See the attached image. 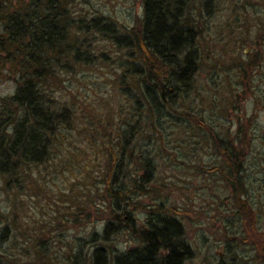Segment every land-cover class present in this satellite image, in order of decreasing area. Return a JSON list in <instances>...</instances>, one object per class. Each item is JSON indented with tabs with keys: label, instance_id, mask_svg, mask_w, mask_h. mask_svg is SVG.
Returning a JSON list of instances; mask_svg holds the SVG:
<instances>
[{
	"label": "trees",
	"instance_id": "trees-1",
	"mask_svg": "<svg viewBox=\"0 0 264 264\" xmlns=\"http://www.w3.org/2000/svg\"><path fill=\"white\" fill-rule=\"evenodd\" d=\"M78 1L0 0V69L15 82L0 97V264H184L193 250L181 211L152 184L160 161L185 163L179 148L193 132L215 156L217 197L239 220L224 227L227 248L215 264H264V201L253 200L247 173L251 155L264 164V139L249 134L262 102L264 0H139L130 26L96 9L76 12ZM209 59V80L221 83L200 88ZM104 68V94L91 78L71 86L67 72ZM49 201L56 215L28 227ZM93 209L100 229L65 243L64 262L56 260L45 236L89 222ZM122 233L135 245L119 247Z\"/></svg>",
	"mask_w": 264,
	"mask_h": 264
},
{
	"label": "rangeland",
	"instance_id": "rangeland-1",
	"mask_svg": "<svg viewBox=\"0 0 264 264\" xmlns=\"http://www.w3.org/2000/svg\"><path fill=\"white\" fill-rule=\"evenodd\" d=\"M74 7L73 10L81 14H87L84 10L92 11L94 9L105 12L110 15L113 20H117L118 24L124 26L127 24L130 26L133 20L135 21L141 14V3L139 0H86L85 2L79 0L75 3ZM242 48L245 49V52L251 49L248 50L245 45ZM213 53L214 55L221 54L219 50H215ZM212 62H214V60L209 59L207 65ZM207 65L201 69L198 75V77H200L198 79L201 84L200 88L205 86L207 89H209V86L215 88L214 86L220 84L221 80L216 77H211L209 80V74L212 69ZM67 74H75L74 76H70L71 86L76 87L79 85L80 89H83V86L78 80L85 79L89 82L87 78H91V80H94L95 84L101 86L98 93H103L111 89L109 81L107 80V75L109 74L108 68H104L100 72L84 71V75L83 72L80 71L76 73L67 72ZM231 78L234 81L232 82L233 86L237 87L236 80L238 81V79H235L234 76ZM251 85L253 89L255 85L253 83ZM14 87L15 82L12 77L3 71V69H0V97L11 94L14 91ZM257 89L258 93L262 96V102L255 111L254 130L252 129L253 133L249 131V134L250 136H255V144H260V140L264 139V81L258 84ZM84 92V94H86L87 90H84ZM94 97L95 96L90 91L87 95V100H92ZM94 104L96 105V109L100 112H104L107 108L106 102L101 100H95ZM243 104H245L246 107V116H249L252 113V103L246 98ZM112 106L113 108L116 107L115 102H113ZM235 129L236 125H233L231 130L234 131ZM192 134L193 135H184V145L179 148L181 151L179 160L182 159L184 160L182 162L185 163L182 165L180 162L174 161L172 167H168L164 166L162 161H160L156 173V180L153 182L152 186L161 194L160 199L167 201L170 208L179 209L181 211L180 215L185 224L186 236L192 250H194L192 257L187 259L184 264H215L216 261L224 255L225 249L227 248V235L224 227L236 228L235 225L239 224V220L234 214L225 210L224 204L220 202V198L216 195V180L212 177V173H210V167L215 163V156L211 154V151L207 149L202 150L200 145H196L194 141L198 140L199 137L197 136V132H193ZM198 146L200 148L197 150L196 155H194V151L191 150H196ZM259 149L262 150V148ZM182 151L189 153L192 158L188 160L189 156ZM255 152L256 150L254 153ZM252 159L253 157L251 155L249 158L250 163L247 166V173L250 179H252L253 200L257 201V198H261L264 201V190L260 189L259 186V182H262L261 179L264 178V164L260 165V162L256 160L253 161ZM58 180L60 181L59 178ZM81 191L82 189L77 190V192ZM138 199L143 202L147 201L146 197H139ZM42 202H47V200H42ZM48 206L49 207H43L46 212L45 215L42 216V213L39 211L40 213L32 216L33 222L29 221V225L27 226L31 229L36 228L40 223V219L48 222L52 216L56 215L53 211L58 209V206H54L52 201H49ZM141 214L143 213L138 212V216ZM98 216L99 214H95V210L93 209L89 222L76 224L74 227L65 230H60L61 228H59V226H54V229H59L45 236L47 242L51 243V250H53L54 253L52 251H50V253L52 252L53 257H55L56 260H63L64 262V255L66 253L65 243L74 246L78 236H86L91 230L100 229L103 221L99 219ZM61 217L63 216H58V218L62 220L61 222L65 223V219ZM23 218V214H19L17 221H22ZM126 236V233H122L114 237L119 247L135 245V242L133 240H128ZM231 250L236 251L237 254H239V252L244 254L249 253L247 248L240 250V247H237L231 248Z\"/></svg>",
	"mask_w": 264,
	"mask_h": 264
},
{
	"label": "bare ground",
	"instance_id": "bare-ground-1",
	"mask_svg": "<svg viewBox=\"0 0 264 264\" xmlns=\"http://www.w3.org/2000/svg\"><path fill=\"white\" fill-rule=\"evenodd\" d=\"M193 254H194V250H193ZM191 257H192V256H191ZM191 257H190V258H191Z\"/></svg>",
	"mask_w": 264,
	"mask_h": 264
}]
</instances>
